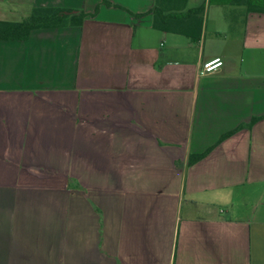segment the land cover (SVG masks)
<instances>
[{"label":"crops","instance_id":"crops-1","mask_svg":"<svg viewBox=\"0 0 264 264\" xmlns=\"http://www.w3.org/2000/svg\"><path fill=\"white\" fill-rule=\"evenodd\" d=\"M154 4L0 0L87 14L0 40V264H264V118L217 144L264 117V13L189 0L194 41Z\"/></svg>","mask_w":264,"mask_h":264},{"label":"trees","instance_id":"trees-1","mask_svg":"<svg viewBox=\"0 0 264 264\" xmlns=\"http://www.w3.org/2000/svg\"><path fill=\"white\" fill-rule=\"evenodd\" d=\"M189 0H155L151 10L153 27L159 31L183 35L194 41L202 39L206 5L188 8ZM246 5L248 12L264 13V0H210V4ZM110 5V3L107 2ZM87 14L63 8H35L32 13L20 22L0 21V40H26L33 30L65 27L68 25H83ZM264 117L253 118L248 124L240 125L234 131L223 136L222 140L234 134L243 127L251 128ZM212 148L204 153L191 154L188 165L192 166L206 157Z\"/></svg>","mask_w":264,"mask_h":264},{"label":"built area","instance_id":"built-area-1","mask_svg":"<svg viewBox=\"0 0 264 264\" xmlns=\"http://www.w3.org/2000/svg\"><path fill=\"white\" fill-rule=\"evenodd\" d=\"M223 65H224V62L221 58H216V59L207 61L202 66V68L200 70V74L201 75L212 74V73L218 71Z\"/></svg>","mask_w":264,"mask_h":264},{"label":"rangeland","instance_id":"rangeland-1","mask_svg":"<svg viewBox=\"0 0 264 264\" xmlns=\"http://www.w3.org/2000/svg\"><path fill=\"white\" fill-rule=\"evenodd\" d=\"M211 29V23L209 24V30Z\"/></svg>","mask_w":264,"mask_h":264}]
</instances>
